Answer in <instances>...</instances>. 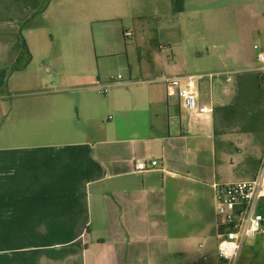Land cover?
I'll return each mask as SVG.
<instances>
[{"label":"crops","instance_id":"obj_1","mask_svg":"<svg viewBox=\"0 0 264 264\" xmlns=\"http://www.w3.org/2000/svg\"><path fill=\"white\" fill-rule=\"evenodd\" d=\"M4 25L14 62L17 27L10 15L0 18V31ZM164 75L171 76L151 80ZM143 89L139 100L114 108L112 127L96 135L0 147V264H218L213 184L256 174L252 140L261 135L248 116L241 126L218 129L215 113L223 124L235 120L217 110L230 103L225 90L207 88L212 101L199 100L212 108L211 132L185 135L177 96L163 83ZM149 159L157 167L138 171Z\"/></svg>","mask_w":264,"mask_h":264},{"label":"rangeland","instance_id":"obj_2","mask_svg":"<svg viewBox=\"0 0 264 264\" xmlns=\"http://www.w3.org/2000/svg\"><path fill=\"white\" fill-rule=\"evenodd\" d=\"M7 3L0 0V18L10 15L19 42L13 45L20 51L23 40L26 49L12 62L9 41L2 38L9 32L4 25L0 55L7 51L8 56L0 58L2 148L57 145L96 135L103 125L112 127L107 119L114 117V108L139 100L147 94L143 88L158 91L162 83L151 78L162 74H207L197 79L199 100L206 102L212 101L209 90L215 88L225 90L229 102L242 88L252 87L260 97L258 73H238L231 81L208 74L257 65L253 45L264 49V0H189L178 13L171 12V5L168 12L170 0ZM125 30L132 35L124 36ZM111 81L128 84H112L105 93L91 87ZM241 96L244 103L231 123L223 124L215 113L220 131L241 126L250 116L249 100L243 92ZM175 99L171 96L169 102ZM260 103L264 108V99ZM263 202L257 207L262 215ZM241 251L238 264H264V230L246 237Z\"/></svg>","mask_w":264,"mask_h":264},{"label":"built area","instance_id":"obj_3","mask_svg":"<svg viewBox=\"0 0 264 264\" xmlns=\"http://www.w3.org/2000/svg\"><path fill=\"white\" fill-rule=\"evenodd\" d=\"M131 35L124 31V36ZM257 65L251 68L225 70L210 73V77H221L231 81L238 73L253 72L264 74V50L254 45ZM197 74L162 76L156 81L164 84L168 94L176 95L180 110V126L183 134H208L212 130V108L200 103L198 98ZM120 79L121 76H118ZM128 84L127 81H111L97 84L95 87L106 92L112 84ZM259 157L256 174L249 179L231 182L215 183L217 221L218 264H238L243 241L246 237L254 236L263 227V215L257 211L258 203L264 198V140L255 145ZM158 160L149 159L136 164L138 171L155 168Z\"/></svg>","mask_w":264,"mask_h":264},{"label":"trees","instance_id":"obj_4","mask_svg":"<svg viewBox=\"0 0 264 264\" xmlns=\"http://www.w3.org/2000/svg\"><path fill=\"white\" fill-rule=\"evenodd\" d=\"M171 1V12L178 13L184 9L185 3L184 0H170ZM25 42L22 40V47L17 55L15 62H17L21 53L25 51ZM256 86L259 90L260 97L253 95V88L249 87L248 89H241L240 92H237V95L232 99V101L219 109H217L221 116H231L235 118V115L240 110L239 106L243 105L244 101L242 100L241 93L243 92V96L247 99L246 102H249V106L252 107L253 110L250 112L249 124L252 129L257 130L260 133L259 140H264V108L261 107L260 100L264 99V74L256 75ZM251 100V101H250Z\"/></svg>","mask_w":264,"mask_h":264}]
</instances>
